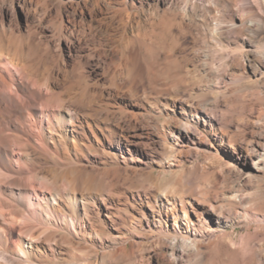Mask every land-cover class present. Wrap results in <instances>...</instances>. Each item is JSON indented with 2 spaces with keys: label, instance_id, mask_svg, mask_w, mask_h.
Returning <instances> with one entry per match:
<instances>
[{
  "label": "rangeland",
  "instance_id": "rangeland-1",
  "mask_svg": "<svg viewBox=\"0 0 264 264\" xmlns=\"http://www.w3.org/2000/svg\"><path fill=\"white\" fill-rule=\"evenodd\" d=\"M102 2L103 12L95 0H70L67 11L96 15L95 29L119 57L123 27L109 16L122 1ZM130 7L139 16L127 43L142 56L132 99L142 154L125 163L92 156L100 174L118 163L121 171L106 175L94 242L63 247L59 263L264 264V0ZM145 208L155 214L143 218Z\"/></svg>",
  "mask_w": 264,
  "mask_h": 264
},
{
  "label": "bare ground",
  "instance_id": "bare-ground-1",
  "mask_svg": "<svg viewBox=\"0 0 264 264\" xmlns=\"http://www.w3.org/2000/svg\"><path fill=\"white\" fill-rule=\"evenodd\" d=\"M120 1L109 16L123 27L117 57L96 15H70V0H0V264H60L63 247L93 243L92 215H104L95 205L106 207V175L121 165L100 174L92 156L125 163L142 154L132 100L142 56L127 43L139 16L131 0ZM178 213L174 206L171 216Z\"/></svg>",
  "mask_w": 264,
  "mask_h": 264
}]
</instances>
